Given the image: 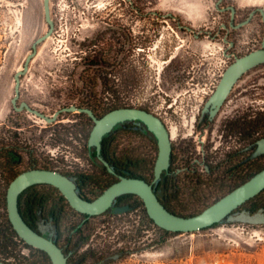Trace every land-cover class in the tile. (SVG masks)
I'll return each instance as SVG.
<instances>
[{"label": "flooded vegetation", "instance_id": "1", "mask_svg": "<svg viewBox=\"0 0 264 264\" xmlns=\"http://www.w3.org/2000/svg\"><path fill=\"white\" fill-rule=\"evenodd\" d=\"M202 1L205 3L207 0H187V3L175 1L177 6L173 8V12L163 13L160 8L162 0H154L149 2L153 5L150 13L153 15L152 18H129L128 0H120V17H116L117 0H49V15L52 22L49 23L42 0L45 26L43 35L50 30L52 35L57 34L59 37L64 32L67 33L72 39L69 45H72L75 51L73 54L78 56L75 58L78 63L72 72L94 74L86 83L82 76L78 78L83 87L96 88V84L99 87L103 86L98 78L96 80L98 83L94 81L96 74L120 73L121 85L124 88L128 86V73L137 75L155 72L158 75V78L155 77V84L166 96V98L159 96L163 99L160 112L157 111L159 107L155 112L154 110L150 112L138 104L126 102L125 98L121 104L114 105L109 99H105L103 108L99 104L86 103H79L74 107L91 110L97 118H102L117 109L129 108L147 111L160 119L169 134L171 154L169 169L162 174L160 182L154 184L155 191L160 195L161 187L169 184L176 186L181 193L190 186L193 187L190 198H195L196 202L204 195L200 186H215L216 192L222 193L219 197L221 198L229 194L235 186L244 184L256 172L264 169V152L261 151L264 149V113H256L255 107L258 101L263 102L257 97L263 96L264 93V84H261L264 81V64L251 69L238 79L215 114H212L215 109L207 105L227 69L236 59L243 57L237 50L234 33L242 28L238 26L247 21L251 13L240 20V13L235 6L228 3V0H212L216 12L227 15L225 19L208 17L207 12L200 8L202 6L194 9V15L198 16H190L189 12L193 11L191 6L194 8L202 5ZM130 5L135 13L141 14L140 6L146 4L130 2ZM187 7L189 9H186ZM257 13L259 12H255L253 17ZM207 49L210 51L207 52ZM32 51L31 46V53ZM104 87L111 88V82L105 81ZM20 97L19 93L16 107L23 103ZM13 109L17 115L23 111L27 112L26 109L23 111H17L14 107ZM63 113L50 125L62 124L63 121H59L58 118ZM72 113L75 120L70 122L82 129L76 140L84 141L88 138L89 141L95 125L93 119L85 112ZM86 128L87 133L84 132ZM50 132L51 136H55L54 146L58 149L64 146L57 129ZM76 140L73 141L77 142ZM143 145H148V148L155 151L158 156V143L153 133L141 121L128 120L118 123L103 138L99 155L94 147L89 148L85 145L83 150L87 151L88 169L91 167L98 171L96 173L91 170V173L103 176L104 184L109 182L113 185L119 181L118 176L123 174L125 169L138 168L143 162L149 163L134 156L138 147ZM3 147H0V161L5 156L14 159L16 155L21 159L19 167L24 164V160L27 161L28 167L20 174L34 168L47 167L55 170L64 168L67 172L62 173L73 178L80 193L85 194L86 188L79 176L89 174L78 171V168L84 167L80 161L79 164L69 162L67 159L63 161V158L58 159L52 153H50L52 157L42 159L33 151H28L17 137H14V145L6 147L12 152L10 155L5 154ZM103 161L108 163L113 173L108 171ZM43 188L54 191L52 186H39L36 190L42 191ZM210 195L215 193L210 192ZM160 199L166 203L165 198ZM126 206H129L130 211L134 209L132 202L121 200L116 204V207ZM253 209L239 208L235 214ZM35 226L38 233H43L51 240L55 239L57 228L48 215L44 214L38 219ZM88 246L89 244L80 249L79 255L85 252ZM107 259L108 257L101 259L98 264L106 263ZM73 264L86 262L79 258Z\"/></svg>", "mask_w": 264, "mask_h": 264}, {"label": "rangeland", "instance_id": "2", "mask_svg": "<svg viewBox=\"0 0 264 264\" xmlns=\"http://www.w3.org/2000/svg\"><path fill=\"white\" fill-rule=\"evenodd\" d=\"M153 1L128 0V17L152 18L153 15L150 13L153 5L149 2ZM175 1L187 3V0H162L160 5L162 12L172 13L173 8L177 6ZM130 2H143L146 5L140 6L141 14H137L131 8ZM116 3V17H120V0ZM228 3L237 8L240 20L246 18L255 9H264V0H228ZM199 7L207 12L208 17L223 19L227 17L216 12L212 0H207L205 3L202 1V5L199 4L194 8L191 6L193 11L189 12L190 16H198L194 15V9ZM44 31L42 0H0V147H11L14 145V137H17L28 151H33L42 159L52 157L50 155L52 153L58 159L63 158V161L68 160L76 164L81 162L84 167L78 168L79 172L97 177L99 182L103 183L105 181L103 176L91 173V170L97 173L96 169L91 167L88 169L87 151L83 150L86 139L76 140L82 129L70 122L75 120L74 113H63L58 118L59 121H63L62 124H58L62 126L59 128L26 111L17 115L13 109L11 101L15 96L14 76L23 69L26 58L31 53V46L36 39L43 36ZM234 39L240 56L260 49L264 39V21L260 13L253 17L249 25L234 33ZM71 41L70 36L68 37L64 32L61 37L57 34L52 35L47 42L38 47L29 71L21 79L20 101L28 103L32 109L49 118L61 109L79 103L99 104L103 108L105 99H109L114 105V103L121 104L122 99L125 98L126 102L138 104L149 109L150 112L153 110L155 112L157 107H159L158 112L162 111L163 99L159 96L164 98L166 96L155 84V77L158 78L155 72L137 75L128 73L127 88L121 85L120 73L96 74L94 81L98 78L103 86L99 87L96 84L94 90L83 87L78 78L82 76L86 83L94 74L72 72L73 67L78 63L75 59L78 56L73 54L75 51L72 45H69ZM209 51L210 49H207V52ZM105 81H110L112 87L105 88ZM261 84H264V81ZM89 93L92 94L90 98ZM262 95L264 96V93ZM263 96L257 97L263 102L258 101L255 104L256 113H264ZM53 129H57L58 136L63 139L64 146H60V149L54 146L55 136H51L50 132ZM87 131L86 128L84 132ZM74 139L78 143L73 141ZM148 147L143 145L135 151L134 156L149 163L143 162V165L133 172L153 182V167L157 156L155 151ZM261 151L264 152V149ZM1 163L2 161H0V191H3L10 184V175L3 169ZM23 163L21 167L16 168L18 172L28 167L26 160ZM60 171L67 172V169L62 168ZM192 188L188 186L185 192H181L182 200L190 204L182 210L188 215L203 211L222 195L216 192L215 186H200L204 195L195 202V198H190ZM94 192L98 193V190ZM210 192H214L215 195L211 196ZM131 202L135 207L130 212L120 215L105 214L92 220L89 248L86 251L94 255V258L87 259L86 264H98L105 257H108V261L104 264H264V225L224 221L204 231L166 235L149 223L144 208L136 199ZM256 202V204H264V193ZM5 212L0 210V215H4ZM76 220L74 215L69 214L60 224L59 230L63 235L61 246H64V238L69 234ZM14 249L15 251L12 252L8 250V254L0 250V258L12 264H40L39 254L30 246L19 244Z\"/></svg>", "mask_w": 264, "mask_h": 264}, {"label": "water", "instance_id": "3", "mask_svg": "<svg viewBox=\"0 0 264 264\" xmlns=\"http://www.w3.org/2000/svg\"><path fill=\"white\" fill-rule=\"evenodd\" d=\"M44 11L47 21L52 23L49 15V0H44ZM255 12H259L264 21V9L258 8L253 10L249 19L242 22L238 28L249 24ZM51 36L52 30L36 39L32 45L33 51L27 56L23 69L15 74V96L11 101L13 107L17 111H23L26 109L27 112L45 120L47 123L55 122L57 117L63 112H85L95 123L90 134L88 146L96 148L97 155L100 153L103 138L109 134L118 123L128 120H139L144 123L148 130L156 137L158 143V156L154 167V180L152 183L142 179L121 176L118 182L111 185L98 198L92 201L85 200L79 195L77 184L73 178L65 176L59 172L45 169H32L19 174L8 186L6 200L9 221L21 241L34 249L46 253L52 264H68V257L64 254L63 250L57 245V243L45 237L43 233H38L32 229L20 213V195L25 190L35 185H50L58 189L73 210L90 217L101 216L107 212L114 215L129 212L131 210L129 206L116 207V204L120 197L134 195L143 202L147 215L154 224L158 228L171 233H195L224 221L229 223L237 222L249 225H264L263 210L254 214L247 212L235 214V211L238 208L264 191V169L219 201L206 208L199 215L193 217H181L169 212L160 202L154 184H158L161 180L162 174L169 169L171 142L164 124L160 119L147 111L123 108L111 111L102 118H97L91 110L77 109L73 106L61 109L56 112L52 118H49L43 113L32 109L25 102L21 103L20 107H16L20 93L21 77L29 71V66L37 55L38 46ZM261 46V49L255 50L236 59V61L227 69L217 90L207 104L215 109L212 114H215V112L222 106L235 83L243 74L264 64V39ZM103 163L108 167V171L113 173V170L109 168L108 163L105 161H103ZM0 264L10 263L0 261Z\"/></svg>", "mask_w": 264, "mask_h": 264}, {"label": "trees", "instance_id": "4", "mask_svg": "<svg viewBox=\"0 0 264 264\" xmlns=\"http://www.w3.org/2000/svg\"><path fill=\"white\" fill-rule=\"evenodd\" d=\"M94 89L95 88H90V90H94ZM91 96L92 94L89 93V98ZM85 145L88 146V138H86ZM6 147L8 146L3 147L4 152L6 155L8 154L10 155L12 152H10L9 149ZM1 161H2L1 166L3 167V169L7 170V173L9 172L8 174L10 175V183H11L20 174V172H18L16 168L20 166L21 159L17 155L14 159H12L11 157L8 158L5 156L1 158ZM154 167H155V164H154ZM154 167H153V176H154ZM34 169H38V168H34ZM43 169L56 171V172L63 174L60 170L50 169L47 167ZM134 169H137V168L125 169L123 171V174L119 175L118 177L120 178L122 176V177H127V178L142 179L149 183H152V181L148 180L145 176L140 175V174H135L133 172ZM259 172H256V174ZM79 177L82 178L83 185L86 188L85 194L80 193L79 188H78L79 195L85 200L92 201L98 198L107 188L111 186L109 182L106 184H104V182L102 183V181L99 182L97 177H94L92 175H80ZM99 183L103 185L101 186ZM241 185L242 184L235 186L233 190H235ZM39 186L51 187L49 185H35L25 190L19 197V210H20L22 217L27 222V224L36 231L35 222H37V220L40 219L44 214L48 215V217L51 220H53V223L55 224L57 228V232L55 233V239L53 241L57 243V245L63 250L64 254L68 257V264H73V262L79 258L83 262H86L87 259L89 258H94L93 257L94 255H92L89 251H85L80 255H79V251L80 249H83L88 244V241L91 235L90 226H91L92 220L99 218L100 216L90 217L88 215L80 214L70 207L68 201L64 198L63 195L59 193L58 189L52 187L54 191L45 190L44 188L42 189V191H38L36 190V187H39ZM7 189L4 188L3 191H0V210L6 211L4 215H0V250H2V252L6 254H8V250H10L9 252L15 251L14 247L18 246L19 244L25 245L23 241L19 239L16 232L13 230V227L8 218L7 200H6ZM95 190H98V193L94 192ZM263 193L264 191L261 192L259 195H257L255 198L246 202L240 208L248 207V206L254 208L253 211L247 212L250 214H254L261 210L264 211V204H261V203L256 204L257 203L256 201L262 196ZM157 196L160 202L165 206V208L169 212L175 215L181 216V217H193V216L199 215L201 212L205 210L204 209L203 211L197 214H190V215L185 214L182 210H185L186 206H189L190 204L186 201L183 202L181 198V193H179V189L173 185L169 186V184L167 185L165 184V186H162L160 195L157 194ZM160 197L163 199L165 198L164 201L166 203H163ZM221 198L215 200L214 203L219 201ZM133 199H136L138 203L142 205V207L144 208L145 217L149 221V223L157 227L154 224V222L148 217L145 206L138 197L134 195H125V196L120 197L118 201L121 202V200H124L125 202H131V200ZM214 203H212L211 205H213ZM69 214L74 215L77 218L76 220L77 222L71 226L69 234L64 238V246H61L60 241L62 240L63 235H61L60 233L59 226L62 223V221L66 218V216ZM216 226H218V224L210 228H207V229H211ZM207 229H203L202 231L207 230ZM160 231L164 232L166 235H169V234L179 235V233H171V232L164 231L162 229H160ZM36 252L39 254L40 264H52L50 258L48 257L46 253L39 251V250H36ZM0 261L7 262V260L3 258H0ZM7 263H10V262H7Z\"/></svg>", "mask_w": 264, "mask_h": 264}, {"label": "built area", "instance_id": "5", "mask_svg": "<svg viewBox=\"0 0 264 264\" xmlns=\"http://www.w3.org/2000/svg\"><path fill=\"white\" fill-rule=\"evenodd\" d=\"M24 243V242H23ZM25 244V243H24ZM26 245V244H25ZM32 248V247H31ZM34 249V248H33ZM37 249H34V251H36Z\"/></svg>", "mask_w": 264, "mask_h": 264}]
</instances>
